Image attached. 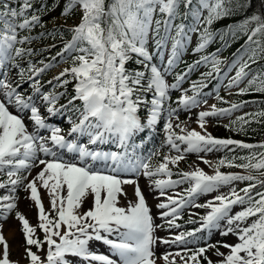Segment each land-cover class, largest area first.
<instances>
[{"label":"snow or ice","instance_id":"obj_1","mask_svg":"<svg viewBox=\"0 0 264 264\" xmlns=\"http://www.w3.org/2000/svg\"><path fill=\"white\" fill-rule=\"evenodd\" d=\"M253 2L66 0L61 16L67 21L78 10L79 22L63 26L70 38L55 56L34 62L32 57L56 47L37 49L31 46L34 41L57 34L63 40L56 28L32 35L35 28H44L45 0H0V176H7L0 181V189H7L0 196V264H264V142L217 138L207 130L209 117L229 118L223 126L242 133L245 125L264 123V108L231 119L264 100L230 101L219 92L264 94V65L252 68L264 60V0L259 12L222 31L212 29L215 22L247 11ZM193 34V54L204 53L217 37L220 47L187 64L169 84L166 77L183 62ZM244 36L230 60L221 58L225 48ZM60 64L68 66L42 83L43 75ZM201 66L208 70L183 88ZM222 75L226 83L217 84L214 99L228 106L209 105L211 93L204 90ZM177 90L180 95L173 101L170 92ZM61 98L64 103H59ZM202 105L207 107L196 114L199 130L189 127L192 109ZM141 109L147 112L144 121L138 115ZM181 111L189 114L185 120H180ZM57 117L69 127L53 124ZM161 120L160 146L147 155L137 154L145 141L137 144L136 137ZM106 145L115 148L105 150ZM237 149L248 153L235 155ZM212 152L226 155L216 161L200 155ZM189 153L213 174L196 162L187 171L180 169ZM157 156L161 159L154 166L151 161ZM222 167L241 171L222 172ZM140 177L157 198L163 197L156 215L139 186ZM126 185L134 188L131 197ZM21 187L37 215L32 224L15 211L24 245L14 260L3 222L17 209ZM211 193L217 194L197 202ZM186 208L206 210L189 215L187 223L199 227L169 237L156 235L165 226L181 228L176 221ZM157 216L164 224L156 223ZM199 233H218L225 239L198 246L203 238ZM230 236L235 240L229 242ZM96 244L106 246L107 252H97ZM159 244L179 250L157 255Z\"/></svg>","mask_w":264,"mask_h":264},{"label":"rangeland","instance_id":"obj_2","mask_svg":"<svg viewBox=\"0 0 264 264\" xmlns=\"http://www.w3.org/2000/svg\"><path fill=\"white\" fill-rule=\"evenodd\" d=\"M63 1H64V5H65L66 0H63ZM80 14L81 13L78 10H74V14L70 18H68L67 21H65L64 17H62L61 14L59 15L58 13H54L52 15L51 19L49 21H47V25H65V24L72 25V24H75V23L79 22ZM69 38H70V35H69V37L67 39H69ZM67 39H64V41H66ZM218 41H219V37H217L214 40V42L211 43L208 46V48L205 50V52L206 53L209 52V48L211 47V45H213L215 42H218ZM54 42H56L54 39H47L44 42H35L34 41L33 45H31V46L36 48V47H40V46L51 45ZM196 43H197V36L195 34H193L192 35V41H191V43L189 45V49L183 56V62L186 59H190L191 57L195 58L197 56V54H193L191 52V48L195 47ZM62 46H63V43H61V42L59 44H57L56 47H55L56 49H55L54 52L56 53V52L60 51ZM227 49H228V47L223 50V52L221 53V58H228L227 54H226V50ZM39 60H41V59L40 58L34 59V62H37ZM183 62L181 64H179L178 66L180 67V65H182ZM24 66L26 67V64ZM37 66H40V65L37 64ZM67 66H68L67 64H60L58 67H53L52 69H50L46 74L43 75L42 83L44 81L50 79L52 76L56 75L62 68L67 67ZM178 66L176 67V69L173 71L172 74H170V75H168L166 77V80H167V82L169 84L174 82V78H175L176 73L181 72L178 69ZM185 68L186 67H183L181 70L183 71ZM207 70L208 69L203 66V67H200L197 71L192 72L190 74V76L188 77V79L185 81V83L182 85V87L183 88H188L189 84L191 83V81L197 80L199 78V76H200V73L201 72H205ZM213 81L214 80H210L209 81V87L204 90L206 92L211 93V95L208 97L209 105L212 104V103H216L217 107H227L228 105L221 104V103H219L218 101H216L214 99V95H215V90H216L217 84L220 83V82L226 83V79H224V77L222 75L221 78H220V81L217 82V84H212ZM25 87H27V85H25ZM45 90L46 91H50L51 90V86L45 85ZM67 90H68V92H70V90H72V85L71 84L67 86ZM57 91H62V89H57ZM219 92H220L221 96L225 97V99L230 100V101L234 100V101L238 102L240 100H249V101L256 100L257 102H259L260 100H263L262 99V95L263 94H261V93H253L251 95L239 96L238 97V96H235V95H232V96L227 95L225 93V91L223 90V88H220ZM191 94H192L191 92L188 93V95H191ZM170 95L172 97V100L174 101L180 95V92L178 90L177 91H172V92H170ZM64 102H65L64 98H61V100L59 101V103H64ZM172 106L175 107L176 105L173 104ZM206 107L207 106L202 105L201 108L192 109V111H191V121L189 122V127L192 128L194 125H197L195 123L196 114L200 110H203ZM261 108H264V104H259V103H257V104H249L247 107L242 108L238 112H235L233 114V116L231 117V119H235L236 116L243 115L245 112L257 111V110H259ZM138 115L140 116L142 121L146 120V116H147L146 109H141V111L138 113ZM188 115H189L188 113H186L184 111H181L180 112V120H185ZM207 119L210 121V123L207 125V130L213 136L218 131L217 129H220L221 127H224L223 125L229 123V118L220 119L218 117H209ZM51 122L53 124H58V125L62 126L65 129H67L69 127V125L61 117H57L54 120H52ZM231 131H232L231 134L239 135V137L237 136V138H233V139L241 140V141H244L246 143H251V142H248V141L243 139L242 136H244V132L242 133V132H236V131H233V130H231ZM143 135H145V136L142 137ZM150 138L153 139V142L151 144H149L148 146H146L145 142L148 139H150ZM163 138H164L163 121L161 120V121L158 122V124H157L155 129H153L151 131L145 130V132L140 133L136 137L135 143H137V144H139L141 142V140L145 141L143 143V145L141 146V148L136 150L137 154L147 155L149 151H151L154 148L160 146V143L163 140ZM260 142H264V140L260 139L259 141L255 142V143H252V144H257V143H260ZM143 146H145V148H143ZM104 147H105V150H114V148H115L114 145H106ZM164 151H167V150L165 149ZM245 152H248V150L237 149L235 155H245L246 154ZM161 155H163V152L161 153ZM200 155L204 156L206 159H208L210 161H216L219 158H221L224 155H226V153L225 152H212V153H207V154L200 153ZM227 155L231 156L233 154L232 153H227ZM160 159H161L160 156L153 157L151 163L155 166V165H157L160 162ZM193 162H196L197 164H199V167L202 168L207 174H209V175L213 174V169L210 168L208 165L198 161L197 160V155L195 153L187 154L185 160H183L179 164V168L187 171V170H189V165H191ZM240 162L241 161H237V163H240ZM172 170H173V172H175L177 169L176 168H172ZM220 170L222 172L241 171L240 169H234V168L233 169H229L227 167H222ZM35 171L36 170H33L32 175H35ZM23 174L24 173H22V175ZM252 174L253 175H258V173H256V172H253ZM155 178H165V179H167V177H155ZM6 179H7L6 175L0 176V181L6 180ZM171 179H177V177L173 176V177H171ZM138 183H139V186L141 187V190L143 191V193L145 195V198H146V201H147V204H148L149 208L152 209L153 214L156 215L159 211H161V210L156 208V205L163 200V197L157 198L158 197V193L155 192V191L150 190L147 187L148 181L145 178L140 177L139 180H138ZM238 186L239 187H243L244 184H238ZM182 187L183 188H187L188 185L185 184ZM125 188H126L127 192L129 193V196L131 197L132 193H133V190H134L133 186L126 185ZM177 190H179V189H177ZM41 191H43V190H41ZM220 191L226 192L227 189L226 188H222ZM5 194H7V189H0V196L5 195ZM215 194H217V193H211V194H208L207 196H201V197L198 198L197 202L203 203L206 199H210L211 196L215 195ZM17 195L19 197V199L17 201V209H14L13 212L9 215V218L6 221L3 222V224H8L9 222L13 224V222H14V226L16 227V230H17V238H18L17 239V246L14 249L10 248L11 249V258L14 259V260L16 258L17 259L20 258L21 254L23 252L22 245H24L23 234H22V232L20 230L21 229V225L19 224L18 220L15 219V211L18 210V211L22 212L23 214H25L26 218L29 219L30 223H32V224L36 223V215H37L35 208L31 206L32 202L24 198L26 193L24 192L23 187H21L18 190ZM45 204H47V200L46 199H45ZM235 210H238V209H235ZM205 211H206L205 209L186 208V209L183 210L181 218L176 221V223L182 225L181 228H179V229L172 228L171 230H169L165 226L164 228L158 229L157 232H156V235L161 236V237H169L170 233H177L178 234L179 232H186V231L192 230L193 228L199 227L198 224L187 223V221L189 219V215H190V213H198L199 215H203L205 213ZM192 218L193 219H198V216H193ZM156 223L164 224V221L159 219L158 216H157ZM38 235H39V237L41 239H43V233L42 232L38 233ZM198 235H199V237H203L198 242V246H204L205 240H208L211 243H215L216 240L225 239L224 237H220L218 235V233H213L211 235H209L208 233H199ZM227 239H228L229 242H232V241L235 240V237H231L230 236ZM8 242H9V240H8ZM196 246L197 245H189V247H193V248L196 247ZM33 250L35 251V248H33ZM95 250L97 252H100V253H106L107 252L106 246H103L102 244H96L95 245ZM178 250H179V248L176 245H173L171 247H169L168 245H163V244L157 245V255H161L165 251H173V252H175V251H178ZM221 251H224V249H221ZM208 255L213 260L216 259V257L214 255H212L211 252H209ZM22 264H26V261H22ZM161 264H163L162 261H161ZM205 264H206V262H205Z\"/></svg>","mask_w":264,"mask_h":264},{"label":"trees","instance_id":"obj_3","mask_svg":"<svg viewBox=\"0 0 264 264\" xmlns=\"http://www.w3.org/2000/svg\"><path fill=\"white\" fill-rule=\"evenodd\" d=\"M45 3L47 4V7L44 9V12L42 15V22L46 21V19L50 16L49 12L52 11L51 8L54 5V3H52V0H45ZM36 7H39V5L37 4ZM259 11H260V0H254L252 7L247 9V11H241L240 13H238L235 16L222 19L219 23H216L214 25V27L222 31L225 28H227V26L229 24L238 23L239 21L244 19V17L249 16V15L253 14L254 12H259ZM45 23L43 22L44 28H40V27L35 28L32 32V35H37L41 31H52L54 28H56V29H59V32L63 33V37L68 36V32L65 31V27H62L59 25H55L52 27V26H47ZM26 34H28V33H26ZM45 38L60 39L61 36L59 34H57L55 36H46L43 39H45ZM246 38L247 37L244 36V37H241L240 39L235 40L233 42L231 48H230L231 51L235 52L238 48H240V46L244 43ZM261 65H264V60H261L259 62V64H257V65H253L252 68H259ZM245 129H246V131L244 132L245 133L244 138L247 141L256 142L259 139H264V123L253 122L250 125H245ZM230 132L227 130H223V131L219 130L218 134L219 133L224 134V135H219L222 137L236 136V135H232ZM254 151L259 152V151H261V149H255Z\"/></svg>","mask_w":264,"mask_h":264},{"label":"bare ground","instance_id":"obj_4","mask_svg":"<svg viewBox=\"0 0 264 264\" xmlns=\"http://www.w3.org/2000/svg\"><path fill=\"white\" fill-rule=\"evenodd\" d=\"M192 128H196L197 130H199L197 125H194ZM3 233L5 237L9 240L10 248L12 249L16 248L18 238H17V230L16 227L14 226V222L13 224L10 222L8 224H3Z\"/></svg>","mask_w":264,"mask_h":264}]
</instances>
